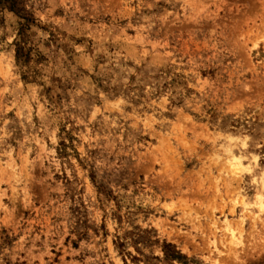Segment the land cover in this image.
<instances>
[{"label": "rangeland", "instance_id": "374dc122", "mask_svg": "<svg viewBox=\"0 0 264 264\" xmlns=\"http://www.w3.org/2000/svg\"><path fill=\"white\" fill-rule=\"evenodd\" d=\"M0 264H264V0H0Z\"/></svg>", "mask_w": 264, "mask_h": 264}, {"label": "trees", "instance_id": "16d2710c", "mask_svg": "<svg viewBox=\"0 0 264 264\" xmlns=\"http://www.w3.org/2000/svg\"><path fill=\"white\" fill-rule=\"evenodd\" d=\"M166 254L171 259L180 258L181 255L174 249V247L170 244L165 245Z\"/></svg>", "mask_w": 264, "mask_h": 264}]
</instances>
